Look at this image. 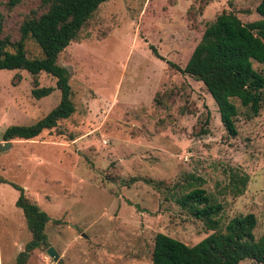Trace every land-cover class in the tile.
Returning <instances> with one entry per match:
<instances>
[{
	"label": "rangeland",
	"instance_id": "1",
	"mask_svg": "<svg viewBox=\"0 0 264 264\" xmlns=\"http://www.w3.org/2000/svg\"><path fill=\"white\" fill-rule=\"evenodd\" d=\"M258 1L98 4L56 60L68 72L73 113L30 140H7L0 150L1 252L7 253L10 240L17 252L29 239L10 183L49 217L45 243L62 264H149L156 233L187 246L209 234L166 196L167 189L176 197L202 188L221 205L220 227L251 213L253 237L264 233V84L256 115L246 118L232 100L237 114L230 136L202 83L166 63L182 68L204 26L220 11L232 12L243 24L258 19ZM36 3L0 5L4 32L15 37L21 14ZM24 49L28 57L40 55L29 39ZM250 63L264 78V66ZM30 78L24 70L0 69V144L7 125H29L57 103L56 89L32 98ZM36 78L38 86L53 87L49 75ZM231 173L246 176L237 196L228 192ZM46 247L32 250L25 264H54ZM238 264L256 263L244 258Z\"/></svg>",
	"mask_w": 264,
	"mask_h": 264
},
{
	"label": "trees",
	"instance_id": "2",
	"mask_svg": "<svg viewBox=\"0 0 264 264\" xmlns=\"http://www.w3.org/2000/svg\"><path fill=\"white\" fill-rule=\"evenodd\" d=\"M24 1L0 0V5L10 8ZM103 1L106 0H37L35 7L21 14L13 38L4 32L0 15V69L27 72L31 77L29 93L34 99L48 95L53 89L58 91L57 103L51 109L29 125H7L1 133L2 141L30 140L42 130L54 129L58 121L73 113L68 72L57 63V56L70 41L78 38L90 14ZM254 11L259 18L244 24L232 12L220 11L204 26L182 68L166 62L202 83L216 106L221 126L230 136L236 132L237 110L232 100L236 99L243 107L246 118L256 115L263 101L264 78L251 67L250 61L264 66V0L257 2ZM27 39L39 49L38 57L26 55L24 42ZM150 51L162 59L152 47ZM40 72L53 78V87L38 86L36 77ZM17 77L15 74L14 78ZM1 182L5 180L0 177ZM245 182V175L229 174L228 192L232 196L241 194ZM10 185L18 192L14 205L20 209L29 233V239L11 264H25L32 250L47 246L43 228L50 219L23 194L22 187ZM165 193L211 232L190 246L156 233L149 264H238L244 258L264 264V233L253 237L255 217L251 213L235 215L220 227L221 205L202 188H187L176 197L170 189Z\"/></svg>",
	"mask_w": 264,
	"mask_h": 264
},
{
	"label": "crops",
	"instance_id": "3",
	"mask_svg": "<svg viewBox=\"0 0 264 264\" xmlns=\"http://www.w3.org/2000/svg\"><path fill=\"white\" fill-rule=\"evenodd\" d=\"M10 140V139H9ZM12 140V139H11ZM9 143V142H8ZM2 205V204H1ZM10 233V232H9ZM10 239H11V236H10ZM14 241L13 240H10L7 244V253L6 254H3V252H1V244H0V264H3L4 262H10V258H13L14 259V256L15 254L19 251H15V249H13L14 247ZM52 247V246H51ZM53 248V247H52ZM54 249V248H53ZM14 250V251H13ZM57 253V252H56ZM13 262V261H12ZM10 264V263H9Z\"/></svg>",
	"mask_w": 264,
	"mask_h": 264
},
{
	"label": "water",
	"instance_id": "4",
	"mask_svg": "<svg viewBox=\"0 0 264 264\" xmlns=\"http://www.w3.org/2000/svg\"><path fill=\"white\" fill-rule=\"evenodd\" d=\"M7 146H8V141H3L0 144V150H3ZM45 253L53 262H55L54 264H62L61 259L58 257V254L51 246L46 247Z\"/></svg>",
	"mask_w": 264,
	"mask_h": 264
},
{
	"label": "built area",
	"instance_id": "5",
	"mask_svg": "<svg viewBox=\"0 0 264 264\" xmlns=\"http://www.w3.org/2000/svg\"><path fill=\"white\" fill-rule=\"evenodd\" d=\"M51 264V263H50Z\"/></svg>",
	"mask_w": 264,
	"mask_h": 264
}]
</instances>
